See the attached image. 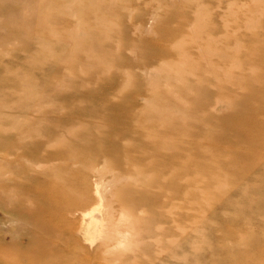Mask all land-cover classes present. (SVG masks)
Here are the masks:
<instances>
[{"label":"rangeland","instance_id":"rangeland-1","mask_svg":"<svg viewBox=\"0 0 264 264\" xmlns=\"http://www.w3.org/2000/svg\"><path fill=\"white\" fill-rule=\"evenodd\" d=\"M0 264H264V0H0Z\"/></svg>","mask_w":264,"mask_h":264},{"label":"bare ground","instance_id":"bare-ground-1","mask_svg":"<svg viewBox=\"0 0 264 264\" xmlns=\"http://www.w3.org/2000/svg\"><path fill=\"white\" fill-rule=\"evenodd\" d=\"M166 186V185H165ZM140 194H142V193H140ZM133 195V194H132ZM131 195V196H132ZM130 196V195H129ZM138 196V195H137ZM144 197V195H140V197ZM126 197V196H125ZM127 197H128V195H127ZM134 197V196H133ZM132 198V197H131ZM134 198H136V197H134ZM138 198V197H137ZM141 199V198H140ZM143 199V198H142ZM145 199V198H144ZM125 200V199H124ZM149 200V199H148ZM130 201H131V199H130ZM134 201V200H133ZM137 201V200H136ZM146 201H147V199H146ZM151 201V200H150ZM153 201V200H152ZM149 202V201H148ZM134 203V202H133ZM137 203H141V202H137ZM144 203V202H143ZM146 203V202H145ZM152 203V202H151ZM55 226H50L49 228H51V229H54V230H59V231H62L63 230V228H62V226L60 225V224H54ZM36 257V256H35ZM19 261V260H18Z\"/></svg>","mask_w":264,"mask_h":264}]
</instances>
